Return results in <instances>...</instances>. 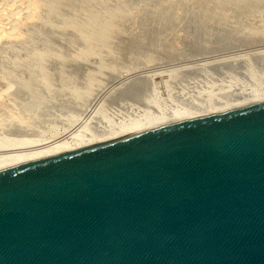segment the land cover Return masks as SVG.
I'll list each match as a JSON object with an SVG mask.
<instances>
[{
  "label": "water",
  "instance_id": "water-1",
  "mask_svg": "<svg viewBox=\"0 0 264 264\" xmlns=\"http://www.w3.org/2000/svg\"><path fill=\"white\" fill-rule=\"evenodd\" d=\"M0 264H264V98L0 165Z\"/></svg>",
  "mask_w": 264,
  "mask_h": 264
},
{
  "label": "bare ground",
  "instance_id": "bare-ground-1",
  "mask_svg": "<svg viewBox=\"0 0 264 264\" xmlns=\"http://www.w3.org/2000/svg\"><path fill=\"white\" fill-rule=\"evenodd\" d=\"M77 1L78 0H76V2ZM86 1L87 2L84 4L83 1L79 0L78 6L80 5V10L79 8L77 9L74 6L73 9L75 8L77 11L72 10L73 11L72 12L69 6L70 4L73 5L75 1L69 3V0H0V43H2L3 46H4L3 43H10L11 45V42L12 43L14 42L13 44L15 45L16 43H18L19 45V43L21 44L22 42L24 44L25 40L27 42V43L25 42V47L26 44L27 45L32 44L33 42L35 43L34 44L35 46L38 43L37 44L38 46L40 42L37 41L38 40L40 41L41 37H43L44 31L43 30H42L43 32L41 31L43 34L41 32H38L39 33L38 34L37 30L40 31L41 29H43V27L48 28V30L44 28L46 32L49 31L50 29V31L51 30L53 32L56 31V34L60 33L59 36L62 35L61 34L62 32L66 33L67 31H70L72 35L75 36L74 37L75 39L72 36L73 40H71L70 37L68 38L70 39V42H72L73 44L80 43L79 45L81 46L79 47L74 45V47L72 46L73 47L72 48L70 47L71 43L69 42L70 43L69 50L73 51V52L71 51L73 55L69 54L68 51L67 52L68 59L67 56L65 57L66 59H63L64 55L63 54H62L63 56L60 55L61 51L59 49H56V51L58 50L60 51V52L58 51L59 55H57L58 53H56L55 50H53L54 51L53 53L50 52V50L52 49L51 46L54 43L51 42L52 45H50L48 38L49 36L46 35H44V37L46 36L48 38V39L46 38L48 40V44L46 43L45 46L47 47L48 45V49L50 46L49 51L47 48L44 47L42 48L43 44L45 43L44 40L47 41L46 39L41 40L44 43L41 46L42 49L40 51L37 50V52L36 51L29 52L37 47V46L32 47L33 44L28 46L32 48L31 49L29 48L27 54L25 50L26 48L23 49L24 45L23 46L21 45L22 49H20L18 45H17L18 49H16L15 47L12 48L13 46L8 48V45H7V49L6 48L2 49L3 53L5 49L10 50V52L13 54L12 55L13 59L4 62V64L0 63L1 64L0 65V165H4L7 163H11L55 151L69 149L72 147L94 142L104 137L121 134L132 130H136L180 118H185L193 115L207 113V112L231 107L234 105L246 103L252 100L264 98V50L261 49L264 48V0H254V2L253 0L252 1L232 0L230 5H227L225 3L227 0H217L218 1V3H216L217 8H219L222 11L223 9L225 11L227 10V8H231L232 13L236 11V13H240L241 15V16L239 15L240 20L238 22L242 20L243 22H246L243 23L245 24L243 30L247 28L245 30L246 33L243 34V32H240L241 34L236 36L235 40L239 42V43L236 42L237 44L235 43V41L232 40L233 44L231 42L230 45L229 42L228 46L222 45V47H220L218 44L219 47L218 46L215 48H211L210 46H209L210 48L207 47L208 39L206 40L205 38L206 36L204 37V35H209L206 34L208 33L207 32L208 25L205 24L203 18H201L203 17V15H201V17H198V19L197 18L194 19L195 22L194 24L196 25L194 24L193 25L195 26V28L197 27L196 28L197 30L198 28H200V25L203 26L201 24L202 22H204L203 24L207 25V26L204 25V27L200 29L201 30V32L199 31L200 34H197L200 40L199 43H197L198 41L195 42L196 44L199 45L198 46L199 50H197V53L194 54L197 56L199 55L200 57L203 58L207 56H212L211 58L213 59V57H215V59H213L212 61L210 60L211 62H208L209 61L208 59H207L208 60L207 63L203 61L204 63L203 65L204 67L208 65V67L217 69L218 70L217 77L219 78L217 79L216 77V79L215 78L213 79L212 77L206 76V74H204L206 73V71L203 72L205 69L200 64L202 63L203 59L202 60L199 59L201 60V62L198 63L201 65V67L199 68L200 69L203 68V71L200 70L201 71L200 74V72L197 70L198 66L194 64L196 66L195 71L197 70V72H199V74L202 75L203 77L202 78L197 77L196 79L192 78L194 79V81L191 80V83L189 84L190 79H188V77L185 76L187 78L186 80H189L187 81L189 86L193 88V92H191L192 90L190 89H189L190 91L186 90L190 94H188V92L183 93L182 89L179 90L180 83L178 84V81L177 82L175 81L176 83L173 84L171 83L174 82L172 77H174V79H178V77L175 78L172 72H167L168 76L170 73L171 80L170 77L168 78V76L167 79L165 77L164 80L162 77L165 76L164 74H167V73H163L166 70L161 72L162 69L160 68L161 70L158 72L157 69L161 65H165V64H168L169 66L174 64V66H176L175 65L176 62L180 60L178 55H176L174 59H171L173 57H171L170 55L173 48L172 47L173 41L174 42L176 41V40H171L174 35L172 37L170 36L171 39L170 37H167L168 40H166L167 43L169 42L168 44L172 42L171 44L172 48L170 49L171 51L170 50L169 51L167 50L168 52L165 51L167 52L168 55H166L165 53L164 56L161 55V57H158L157 59L156 57L150 55L152 52H149L150 54L149 55L147 54L145 56L143 51L147 53L148 49L146 50L145 48L146 45L143 44L142 42L141 44L142 46L145 45L144 48L146 50L145 51L143 47L140 48L141 50L143 48L142 53L144 54V57L141 58L140 56L141 54L139 51L140 55L138 54L139 56H135L136 57L135 58L136 62L134 61L136 63L135 65L133 64V66H130L124 64L122 65V67H118V66L116 67L113 64L116 60L122 59V57L119 56L120 52L119 54L117 53L118 50L122 48L114 47L115 45L112 46L114 38L115 36H117L116 34L112 33L115 32L114 30H112L113 28L112 24L115 19L116 21L117 19L121 20L125 15H123V13L120 12V10L118 11L116 9H115L116 11L111 12L110 10H108L109 8L105 6V2H102V0H96V1L86 0ZM66 2H68L69 6H65L67 5L65 4ZM64 7L65 8L68 7L67 10L68 11L70 10L71 13L69 11L67 12V14L65 13L66 16L62 15L63 12L62 8L63 10H65ZM110 9L113 10L112 8ZM68 13H70L71 15ZM204 14L206 15V13ZM237 18L239 17L237 16ZM55 20L58 22V24L55 22L57 25L53 23V21ZM211 23L212 22H210L209 24ZM37 25L38 27L39 26L40 27L43 26V27L40 29V27L38 28ZM35 26L38 28V29L35 28L37 29L36 33L38 34V36L37 34H35L37 37L33 38L32 40L34 41L33 42L31 41L30 43L29 42L30 38L29 36H27L29 34H26L27 32L30 31H26V30L28 27L34 29ZM209 28H211L210 25ZM254 28L255 30L257 29L258 33H256L257 31L253 30ZM52 31L51 33H53ZM171 31L169 35H171V33L172 34L175 33L176 36L177 32L174 31L171 32ZM25 34L26 36L24 37ZM32 34H34V32ZM185 35L187 34L185 33ZM179 36L180 35H177L176 37ZM224 36L223 39H225ZM176 37L173 38L176 39ZM75 40L77 42L74 43ZM164 41L165 40H163V42ZM150 42H152V40ZM114 44H116V42ZM196 44H194V46ZM156 45L158 46V44H155V46ZM151 47L149 45V49ZM75 48H77L76 50L79 49L80 50L74 51ZM259 49H261L262 51H260ZM6 50L5 53L8 52V51L6 52ZM21 50L25 52L22 53ZM242 51L244 52L246 51V54L243 53ZM193 52L191 54H193ZM247 52H249V54ZM20 53H22L21 55L24 56V57L21 56L22 60H19L20 55L18 54ZM61 53H63V51ZM176 53L177 52H175V54ZM220 53H224L227 56L231 54V56L227 58L225 56L222 58H216L219 56L218 54ZM135 54L136 52L134 53V55ZM0 55L2 57L5 56L4 54L3 55L0 54ZM129 56H131L129 57V59L133 58L134 60V57H132V55ZM173 56L175 55L173 54ZM2 57L0 59V62L2 60L3 61L6 60L5 59L6 56L4 57V59H2ZM127 58L128 55L126 58L125 57L123 58L124 59L123 61H125V59ZM123 61L121 62L122 64ZM48 62H50V64L56 63L58 66H61L62 69L61 71L58 72L56 71L57 73L55 74V76L57 79L55 78L53 79V81L51 80L53 77L51 78V73H49L50 71H47L46 69ZM181 63H179V65H181ZM184 64L185 63L183 62V65ZM49 66H47V68ZM65 66L66 67L75 66L76 68L77 66H81V67L83 66L87 69L86 75L85 73L84 76L81 74L83 76L82 79L80 78L81 80L76 78L77 76L75 77V75L73 76L71 74H70L71 76L69 75L70 77L69 76L67 77L68 75L67 73H66L67 75L63 74L64 73L63 69ZM184 66L181 67L180 71L186 74V72L189 71L191 67L190 68L188 67L187 70L186 69L187 65ZM153 67L156 68L151 69ZM143 70L144 71L148 70V73L150 71L151 74L149 73L150 75L147 76L143 74L144 77L140 76L138 78H135L134 79L135 81H133L132 79L134 77H137ZM152 70H156L157 72L156 71L151 72ZM130 71H132L136 75L138 73V75L137 76L134 75L133 78H130L133 76L132 75L133 73ZM168 71H170V69ZM153 78L160 79L161 81L160 85L159 83L153 81L154 80ZM127 79L131 81H128ZM54 80H56L55 81L56 83H53ZM168 80H170L171 82H169ZM186 80L184 83H186ZM119 81H122L123 85L126 84L127 85L123 87L121 86V83ZM124 81L127 82L125 83ZM111 82L113 83L116 82L117 86L119 85L117 83H120V85L117 88H115L116 85L112 84L113 86H115L113 89L109 85L110 87L109 86L108 87L109 89L110 88L111 89L106 90L107 88L105 89L104 87L110 84ZM174 84H178L177 86L179 89L176 86H174ZM172 85L174 88L176 87L179 91H182L179 92L175 90V92L173 93H174V98L176 97L175 99H178V101L180 102L182 101L184 105L176 104L173 102L174 100L173 101L171 100L173 96L172 91L174 90V88L171 87ZM185 85L187 88H189V86H187V83ZM120 86L123 88L118 89ZM101 91L103 92L105 91V94L107 93L105 96L107 99L105 98L103 99L109 101L113 100L112 102L117 105V107L115 106V108L118 109L119 106V108H122L124 112H126L125 117L123 116L118 118L116 116L113 117L112 115H110L111 116L110 117L107 111L109 109L113 111L114 104L110 102L113 106L112 109L111 107H109L108 109V106L104 104V100L98 106V108L95 107L96 108L95 111L92 110L90 112L89 109L91 105H93L92 102L95 101L94 98L97 95H100L98 93H100ZM162 92H165L164 97H161L160 93ZM177 92L179 93L176 94ZM114 100H117L115 101L116 103L114 102ZM131 101L139 104L140 107L136 105L134 106L133 105L134 103H132ZM87 112L90 113L88 118L84 120L85 122L84 121L81 122V117H85L83 116L85 113H86L85 115H88ZM114 112L117 113L118 111H114ZM118 116L120 115L118 114Z\"/></svg>",
  "mask_w": 264,
  "mask_h": 264
},
{
  "label": "rangeland",
  "instance_id": "rangeland-1",
  "mask_svg": "<svg viewBox=\"0 0 264 264\" xmlns=\"http://www.w3.org/2000/svg\"><path fill=\"white\" fill-rule=\"evenodd\" d=\"M72 1H75V3L73 4V5H71L70 4V6H69V4H68V2H66L65 4H67V5H65V6H69V8H70V10L72 11H75L76 9L75 8H79V10H80V5L78 6V2H79V0L76 2V0H72ZM71 0H69V3L70 2H72ZM81 1H83V3L85 4L87 1L86 0H81ZM96 1V0H95ZM178 1H180V2H178ZM193 2V5H192V2ZM217 1V0H216ZM215 0H102V2H105V6H107V8H109L108 10H110L111 12H113V11H116V10H120V12H122L123 13V15H125V16H123V18L121 19V20H118L117 19V21H116V19L113 21V28L115 27L116 28V30H115V28L113 29L112 28V30H114L115 32H117V33H115V32H112L113 34H116L117 36H115V38H114V41H113V44H112V46L113 45H115L114 47H118V48H122V49H119L118 50V54H119V52H120V54H119V56H121L122 57V59H120V60H116L115 62H114V64L113 65H115L116 67L118 66V67H122V65H130V66H133V64L135 65L136 63V60H135V56H139L140 54V56H141V58L142 57H144V54H145V56L148 54H150L149 52H152L150 55H152V56H154V57H156L157 59H158V57H161V55L162 56H164V54L166 53V55H168L167 54V52L172 48V52H171V57H173V58H171V59H174L175 57H176V55H178V57L180 58V60L179 61H177L176 62V66H174V64L173 65H168V64H165V65H161L160 67H158L157 69H158V72L161 70V72H163L164 70H166V71H164L163 73H167V72H172V74H174V76H175V78H177L178 77V79H174V77H172L173 78V80H174V82H171L170 80H171V77H170V73H169V76H168V73L167 74H164L165 76L164 77H162L163 79L166 77V79H167V76H168V78L170 77V80H168L169 82H171L172 84L173 83H176L177 81H178V84L180 83V89L178 88V84H174V86H176L179 90H181L182 89V91H183V93H187L188 91H190V90H192L191 92H193V88H191V86H189V84L191 83V80H193L194 81V79H192V78H197V77H200V78H202L203 76L202 75H200L201 74V71L200 70H202L203 71V68L205 69L203 72H205L206 71V73H204V74H206V76H209V77H212L213 79L215 78L216 79V77L218 76V70L217 69H214V68H212V67H208V65H206V67H204V63H203V61L205 62V63H207V61L208 62H211L213 59H215V57H213V59L211 58L212 56H207V57H200L199 55L197 56V55H195L194 53H197V50H199L198 49V44H196V42L195 41H198L197 43H199V36H197V34H200V32H201V30L200 29H202V27H204V25L205 24H207V25H205V26H207V28L209 29H207V32L208 33H206V34H209V35H204V37L206 38V40H207V47H211V48H215V47H217L218 46V44H219V46L220 47H222V45L224 46H228L229 44V42H230V45H231V42H232V44H233V41H235V43L237 42V43H239L238 41H236L235 39H236V36H238V35H240L241 33L240 32H243V34L244 33H246V29L247 28H245L244 30H243V27H245L244 25L245 24H243V23H246V22H243V20L242 21H240V22H238L239 20H240V13H236V11L235 12H233L232 13V11H231V8H227V10H225L224 11V9H223V11L222 10H220L219 8H217V6H216V3H218V1L216 2ZM231 1L232 0H227L225 3L227 4V5H230L231 4ZM250 1H252V0H250ZM108 4H107V3ZM253 2H254V0H253ZM77 3V4H76ZM190 3V4H189ZM107 4V5H106ZM110 4V5H109ZM180 4V5H179ZM195 4V5H194ZM113 5V6H112ZM206 5V6H205ZM218 5V4H217ZM75 6V8L73 9V7ZM114 7V8H113ZM204 7H206V8H204ZM209 7V8H208ZM65 8V7H64ZM110 8H112L113 10H111ZM175 8V9H174ZM178 8V9H177ZM226 8V7H225ZM68 9V7H66L65 8V10H67ZM116 9V10H115ZM205 9V10H204ZM65 10H63V8H62V11L64 12ZM69 10V11H70ZM78 10V11H79ZM107 10V9H106ZM61 11V12H62ZM68 10L67 11H65L64 12V14H63V12H62V15H64V16H66V14H67V12H69ZM71 11H70V13H71ZM72 11V12H73ZM77 11V10H76ZM203 11V12H202ZM210 11V12H209ZM222 11V12H221ZM66 13V14H65ZM70 13H68V14H70ZM204 13H206V15L204 14ZM235 13V14H234ZM209 14V15H208ZM224 14V15H223ZM43 15H44V13H43ZM71 15V14H70ZM174 15H175V17H174ZM201 15H203V17H201ZM205 15V16H204ZM218 15V16H217ZM240 15V16H239ZM68 16V15H67ZM237 16L239 17V18H237ZM127 18V19H125V18ZM182 17V18H181ZM198 17H201V18H203V20H204V22H205V24H203L204 22H202L201 24L203 25V26H201L200 25V28H198V30L195 28V26L194 25H196V24H194L195 22H194V19L195 18H197L198 19ZM221 17V18H220ZM231 19H230V18ZM218 18V19H217ZM237 18V19H236ZM220 19V20H219ZM234 19V20H233ZM160 20V21H159ZM179 20V21H178ZM229 20V21H228ZM116 21V22H115ZM123 21V22H122ZM235 21V22H234ZM58 24V22L55 20V21H53V23L54 24H56V23ZM163 22V23H162ZM170 22V23H169ZM206 22H208V23H206ZM210 22H212L211 24H209ZM117 23V24H116ZM122 23V24H121ZM125 23V24H124ZM142 23V24H141ZM157 23V24H156ZM166 23V24H165ZM227 23V24H226ZM230 23V24H229ZM56 24V25H57ZM120 24V25H119ZM161 24V25H160ZM164 24V25H163ZM194 24V25H193ZM218 24V25H217ZM209 25L211 26V28H209ZM222 25H223V28H222ZM156 26V27H155ZM172 28H171V27ZM214 26V27H213ZM229 26V27H228ZM238 26V27H237ZM240 26H242V27H240ZM31 27H33V26H31ZM31 27H28L27 28V30L26 31H30V32H25L26 34H29V35H27V36H29V42L31 43V41L33 42L34 40H32L33 38H36L37 36H38V32H41L42 30L44 31H42L41 33L43 34V37H44V35H46V36H49L48 38H49V44L50 45H52V43H54L51 47H52V49L50 50V46H49V49H48V45H47V47L45 46L46 45V43L48 44V38L45 36L44 38L43 37H41V39H40V41L38 40L37 42H40L39 43V45L37 46V44H36V46L34 45L35 43L33 42L32 44H26V47H25V42H26V40H25V42H24V44H23V42L20 44L19 43V45H18V43H16V45L15 44H13L12 42H11V45H10V43H3L4 44V46L2 45V43H0L1 44V46H0V52H2L3 50L2 49H4V48H6L7 49V45H8V48L9 47H12V48H16V49H18L17 47L19 46V48L20 49H22V46L24 45V47H23V49H25L26 50V54L28 53V50H29V48L30 47H28V46H30V45H32V47L33 46H35L36 48L33 50H31V51H29V52H34V51H36L37 52V50L38 51H40L43 47L44 48H47L48 49V51L50 50V52H54L53 50H55V52L56 53H58L57 55H59V52L61 51H63V53H61L60 52V55H62L63 56V59H66L65 57L67 56V52L69 51V54H71V55H73L72 54V52L69 50V46L70 47H74V45L75 46H79V47H81L78 43L77 44H73L72 42H70V39L71 40H73L72 39V33L70 32V31H65L66 33H64V32H62L61 34L62 35H60L59 36V34L57 33L56 34V31H52L53 33H51V31H50V29H49V31H45L44 30V28L45 27H43V26H39L40 27V29L43 27V29H41L40 31L39 30H37L39 27H38V25H37V27L35 26L34 27V29L33 28H31ZM118 27V28H117ZM153 27V28H152ZM158 27V28H157ZM161 27V28H160ZM167 27V28H166ZM194 27V28H193ZM199 27V26H198ZM35 28H37V29H35ZM152 28V29H151ZM160 28V29H159ZM168 28H169V30H168ZM175 28H176V30H175ZM180 28V29H179ZM220 30H219V29ZM226 28H227V30H226ZM231 30H230V29ZM236 28V29H235ZM240 28V29H239ZM248 28H250V27H248ZM29 29H32V30H29ZM45 29H47L48 30V28H45ZM149 29V30H148ZM157 29V30H156ZM194 29H196V30H194ZM33 30H35V31H33ZM36 30H37V33H36ZM171 30H173L174 32H177L176 33V36L177 35H180L179 37H176L175 36V33H171V35H169V33H170V31ZM179 30V31H178ZM216 30V31H215ZM222 30V31H221ZM229 30V31H228ZM236 30V31H235ZM238 30V31H237ZM254 31H257V29L255 30V28L253 29ZM34 32V34H32L33 32ZM133 31V32H132ZM169 31V32H168ZM173 31H171V32H173ZM182 31V32H181ZM198 31V32H197ZM200 31V32H199ZM230 31H231V33H230ZM263 31V30H262ZM152 32V33H151ZM236 32V33H235ZM239 32V33H238ZM261 32V31H260ZM259 32V33H260ZM136 33V34H135ZM142 33V34H141ZM151 33V34H150ZM184 33V34H183ZM185 33L187 34V35H185ZM215 33V34H214ZM226 33V34H225ZM256 33H258V31L256 32ZM26 34L24 35V37L26 36ZM35 34H37V36L35 35ZM41 34V35H42ZM51 34V35H50ZM71 34V35H70ZM166 34H168V35H166ZM213 35V36H211V35ZM218 34V35H217ZM231 34V35H230ZM31 35H34V36H31ZM53 35V36H52ZM69 35V36H68ZM133 35V36H132ZM156 35V36H155ZM166 35V36H165ZM174 35V36H173ZM185 35V36H184ZM221 35V36H220ZM225 35V36H224ZM230 37H229V36ZM59 36V37H58ZM162 36V37H161ZM173 36V37H176V39L175 38H173L172 37V39H171V37ZM184 36V37H183ZM208 36V37H207ZM210 36V37H209ZM223 36H224V38L225 39H223ZM233 36V37H232ZM56 37V38H55ZM57 37H58V39H57ZM70 37V39H68ZM75 36H73V38H74ZM119 37V38H118ZM154 37V38H153ZM167 37H170V39L171 40H176L175 42L173 41V44H172V42H170V44H168L167 43V41L166 40H168V38ZM182 37V38H181ZM214 37V38H213ZM47 38V39H46ZM149 38V39H148ZM156 38V39H155ZM166 38V39H165ZM182 40V43H181V40ZM202 38V37H201ZM23 39V38H22ZM37 39H39V38H37ZM42 39H46L47 41H45L44 40V42L43 41H41ZM51 39V40H50ZM55 39V40H54ZM61 39V40H60ZM67 39V40H66ZM75 39V38H74ZM169 39V40H170ZM197 39V40H196ZM222 39V40H221ZM141 40V41H140ZM143 40V41H142ZM148 40V41H147ZM152 40V42H150ZM155 40V41H154ZM158 40H159V42L161 43H159L158 42ZM163 40H165L164 42H163ZM180 40V41H179ZM213 40V41H212ZM233 40V41H232ZM28 41V40H27ZM66 41V42H65ZM145 41V42H144ZM147 41V42H146ZM154 41V42H153ZM2 42V41H1ZM28 42V43H29ZM52 42V43H51ZM71 44H70V43ZM75 42H77L76 40L74 41V43ZM116 42V44H114ZM143 42V44H145L146 45V47H145V45H143L142 46V43ZM156 42V43H155ZM167 44H166V43ZM178 42V43H177ZM195 42V43H194ZM215 42V43H214ZM27 43V42H26ZM44 43V44H43ZM58 43V44H57ZM125 43V44H124ZM158 44V46L156 45L155 46V44ZM165 43V44H164ZM175 43V44H174ZM223 43V44H222ZM236 43V44H237ZM41 44V45H40ZM42 44H43V46H42ZM56 44V45H55ZM70 44V45H69ZM123 44V45H122ZM148 44V45H147ZM171 44H172V47H171ZM179 44V45H178ZM194 44H196L195 46L197 47H195L194 46ZM5 45H6V47H5ZM18 45V46H17ZM22 45V46H21ZM58 45V46H57ZM130 45V46H129ZM140 45V46H139ZM149 45H150V47H151V45H152V47H153V45H154V47H153V49H152V47L149 49ZM175 45H177V46H175ZM214 47H213V46ZM41 46H42V48H41ZM124 46H125V48H124ZM128 46V47H127ZM135 46V47H134ZM147 46H148V48H147ZM160 46V47H159ZM168 46V47H167ZM180 46V47H179ZM184 46V47H183ZM218 46V47H219ZM28 47V48H27ZM31 47V48H32ZM59 47V48H58ZM72 47V48H73ZM141 47H145L146 48V50L148 51L147 53H145L144 51H143V48H142V50L140 49ZM181 47H182V49H181ZM190 47V48H189ZM206 47V48H207ZM209 47V48H210ZM30 48V49H31ZM39 48V49H38ZM67 48V49H66ZM113 48V47H112ZM127 48V49H126ZM130 48V49H129ZM138 48V49H137ZM145 48H144V50H145ZM156 48V49H155ZM160 48V49H159ZM195 48V49H194ZM5 49V50H6ZM46 49V50H47ZM56 49H59L58 51H56ZM64 49V50H63ZM77 48H75L74 49V51L76 50ZM137 49V50H136ZM164 49V50H163ZM192 49H194V50H192ZM262 50H264V48H261ZM261 49H259L260 51H262ZM5 50H4V53L2 52V53H0V54H4L5 56H6V60H2L0 63L2 64H4V62H7L8 60H11V59H13V57H12V53L10 52V50H6V52L7 53H5ZM45 50V49H44ZM80 50V49H79ZM79 50H76V51H79ZM121 50V51H120ZM131 50V51H130ZM145 50V51H146ZM159 50V51H158ZM160 50H162V51H160ZM168 50V51H167ZM175 50V51H174ZM192 50V51H191ZM258 50V51H259ZM129 51V52H128ZM133 51V52H132ZM139 51H140V54H139ZM142 51H143V53H142ZM154 51V52H153ZM156 51V52H155ZM165 51H167V52H165ZM171 51V50H170ZM178 51H179V54H178ZM193 51H196V52H193ZM10 52V53H9ZM21 52L22 53H24L23 52V50H21ZM132 52V53H131ZM136 52V54L134 55V53ZM162 52V53H161ZM175 52H177L176 54H175ZM181 52V53H180ZM184 52H185V54H184ZM193 52V54H191ZM243 53H245L246 54V51L244 52V51H242ZM22 53H20V54H18V55H20V59L19 60H22L21 59V54ZM175 55V56H173V54ZM183 53V54H182ZM213 53V52H212ZM243 53H241V54H243ZM248 54H249V52H247ZM252 53V52H251ZM66 54V55H65ZM139 54V55H138ZM156 54H158V55H156ZM209 54H211V53H209ZM239 54V53H238ZM237 54V55H238ZM25 55V54H24ZM127 55H128V58L127 59H125V61H123L124 59V57L126 58L127 57ZM129 55H132V57H134V60H133V58H130L129 59V57H131V56H129ZM169 55V56H170ZM188 55H190V56H188ZM219 56L218 57H216V58H222V57H230L231 56V54H229V56H227V55H225L224 53H220V54H218ZM240 55V54H239ZM1 56V55H0ZM4 56V57H5ZM8 56V57H7ZM124 56V57H123ZM183 56H184V58H183ZM193 56V57H192ZM2 57V56H1ZM1 57H0V59H1ZM4 57H2V59H4ZM19 57V56H18ZM22 57H24V56H22ZM61 57V56H60ZM72 57V56H71ZM182 57V58H181ZM188 57H190V58H188ZM197 57V58H196ZM210 57V58H209ZM8 58V59H7ZM10 58V59H9ZM67 59H68V56H67ZM69 59H70V56H69ZM132 59V60H131ZM160 59V58H159ZM162 59V58H161ZM176 59V60H177ZM193 59V60H192ZM199 59H203L202 60V63H200L201 62V60H199ZM208 59V60H207ZM127 60V61H126ZM132 61V64H131V61ZM184 60H186V61H184ZM211 60V61H210ZM118 61V62H117ZM123 61V64L121 63ZM129 61V62H128ZM135 61V62H134ZM185 63L184 65H187V70H188V67L190 68L191 67V69H189V71H187V72H189V73H187L186 71V74L185 73H182L181 71H180V69H181V67H183L184 65H183V62ZM196 61H197V63H196ZM125 62V63H124ZM130 63V64H128V63ZM181 63V65H183V66H181V65H179V63ZM120 63V64H119ZM178 63V64H177ZM198 63H200L201 65H202V69H200L199 67H201V65L200 64H198ZM0 64V65H1ZM48 64V65H47ZM47 64H45V65H47V66H49L48 68H47V66H46V69H47V71H50L49 73H51V80L53 81V79H55L56 78V76H55V74L58 72V71H61L62 69H61V66H58L56 63H54V64H56V65H54L53 63L52 64H50V62H48ZM198 66L197 67V70L200 72V74H199V72H197V70L195 71V69H196V66ZM52 65V66H51ZM72 65H74V64H72ZM200 65V66H199ZM163 66V67H162ZM172 66V67H171ZM195 68H194V67ZM53 67V68H52ZM58 67V68H57ZM59 67H60V69H59ZM70 67V68H69ZM75 66H68V67H64V69H63V71H64V73L63 74H66L67 75V77L71 74V75H75V77L76 78H78L79 80H81L82 79V77L84 76V73H85V75H86V71H87V69L85 68V67H81V66H77V68L75 69L74 68ZM157 67V66H156ZM156 67H153V68H151V69H155ZM185 67V66H184ZM193 67V68H192ZM67 68V69H66ZM79 68V69H78ZM161 68V69H160ZM165 68H167V69H165ZM199 68V69H198ZM51 69H52V71H51ZM58 69V70H57ZM71 69V70H70ZM156 69V70H157ZM170 69V71H168ZM177 69H179V70H177ZM184 69V68H183ZM193 69V70H192ZM207 69V70H206ZM156 70H152L151 72H154V71H156ZM185 70V69H184ZM216 72H215V71ZM57 71V72H56ZM73 71V72H72ZM147 71V72H146ZM179 71V72H178ZM195 71V72H194ZM53 72V73H52ZM72 72V73H71ZM130 72H132V71H130ZM142 72H144V73H142ZM141 73H142V75H141V73L138 75V73H137V75L136 74H134L133 72V76L132 77H130V78H133L134 77V75L135 76H137V77H134L132 80L133 81H135L134 79L135 78H138V77H144V75L143 74H145L146 76L147 75H150L151 73H150V71H149V73H148V70H143ZM157 72V71H156ZM181 72V73H180ZM77 73V74H76ZM147 73V74H146ZM83 76H82V75ZM130 74V75H131ZM193 74V75H192ZM213 74V75H212ZM70 75V76H71ZM69 76V77H70ZM79 76H81V77H79ZM145 76V77H146ZM171 76H173V75H171ZM188 77V79H190V82H189V84H188V82L187 81H189V80H186L187 78L186 77ZM181 77V78H180ZM81 78V79H80ZM129 78V79H130ZM186 80V83H187V86H189V88H187L186 87V83H184L185 82V80ZM211 78V79H212ZM219 77H217V79H218ZM57 79V78H56ZM121 79V78H120ZM154 79V78H153ZM180 79H182V80H180ZM126 80V79H125ZM128 80V79H127ZM165 80V79H164ZM51 81V82H52ZM56 80H54V82L53 83H56L55 82ZM128 81H131V80H128ZM153 81H155V82H157V83H159V85H160V83H161V81H160V79H158V78H155ZM152 81V82H153ZM176 81V82H175ZM183 81V82H182ZM192 81V82H193ZM114 82V81H113ZM113 82H111L110 84H108V85H106L104 88L106 89V90H108L109 89V87L111 86V88L113 89L115 86H113L112 84H114V85H116V82L115 83H113ZM118 82V81H117ZM120 83H121V86H123V87H125L126 85H123V82L122 81H119ZM125 83L127 82V81H124ZM163 82V81H162ZM120 83H117V84H119L120 85ZM124 83V84H125ZM181 84H183V85H181ZM110 85V86H109ZM118 85V86H119ZM171 85V84H170ZM191 85H193V84H191ZM109 86V87H108ZM117 85H116V87L115 88H117L118 87ZM119 87L118 89H120V88H123V87ZM181 86H182V88H181ZM172 88H174L173 87V85L171 86ZM175 87V88H176ZM110 88V89H111ZM174 88V90L172 91V93L173 92H175V90H177V91H179L177 88L175 89ZM184 88V89H183ZM109 89V90H110ZM190 89V90H189ZM105 90V91H106ZM186 90H188V91H186ZM105 91L103 92V91H101L100 93H98V94H100V95H97L95 98H94V102H92L93 103V105H91V107H90V112L92 111V110H96V108H98V106L103 102V100H104V104H106L107 106H108V109H109V107H111V109H112V104L111 103H113L112 101L113 100H105V99H107L105 96H106V94L108 93L107 91V93L105 94ZM182 91H179V92H182ZM179 92H177L176 94H178ZM161 94V97H164V94H165V92H162V93H160ZM188 94H190L189 92H188ZM102 96H104V97H102ZM103 98H105V99H103ZM176 98V97H175ZM174 98V93H173V96H172V101L174 102V103H176V104H179V105H184V103H182V101L180 102V101H178V99H175ZM107 101V102H106ZM109 101V102H108ZM115 101H117V100H114V102ZM106 102V103H105ZM111 102V103H110ZM132 103H134L133 105L135 106H139L140 107V105L139 104H137V103H135V102H133V101H131ZM91 103V104H92ZM116 103V102H115ZM118 103V102H117ZM114 104V103H113ZM106 106V107H107ZM115 106L117 107V105L116 104H114V106H113V111L112 110H108L107 112L109 113V116L110 115H112L113 117L114 116H116V117H125V113L126 112H124V110L122 109V108H119V106H118V109L117 108H115ZM96 107V108H95ZM94 108V109H93ZM107 109V108H106ZM93 111V112H94ZM114 111H118L117 113H115ZM88 113V115H83V116H85V117H81V122H83L84 120H86L87 118H88V116H89V112H87ZM111 113V114H110ZM118 114L120 115V116H118ZM124 114V115H123ZM122 115V116H121ZM87 116V117H86ZM111 117V116H110ZM85 122V121H84Z\"/></svg>",
  "mask_w": 264,
  "mask_h": 264
}]
</instances>
